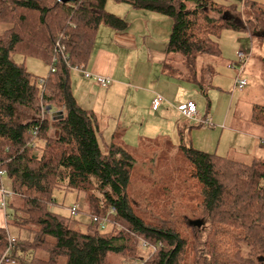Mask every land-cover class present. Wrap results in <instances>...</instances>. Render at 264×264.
I'll return each mask as SVG.
<instances>
[{
  "label": "trees",
  "instance_id": "trees-1",
  "mask_svg": "<svg viewBox=\"0 0 264 264\" xmlns=\"http://www.w3.org/2000/svg\"><path fill=\"white\" fill-rule=\"evenodd\" d=\"M113 1L170 19L163 71L203 93L197 58L220 55L221 29L247 32L249 40L264 35V6L254 0H232L239 11L215 0ZM106 2L0 0V23L8 25L0 33V189L3 176L11 184L0 259L7 254L37 264H264L263 159L247 163L181 143L176 150L188 163V176L179 167L174 178L162 175L166 184L157 191L156 182L145 202L129 194L134 153L116 141L99 143L95 114L78 105L70 86L73 67L85 69L98 27L127 26L105 9ZM16 53L53 67L42 85V77L12 59ZM48 105L62 110V117L53 119ZM24 109L31 117L18 116ZM251 118L264 128V105L253 104ZM165 188L168 194L174 189V200L169 202ZM55 189L81 195L90 217L84 231L72 227V216L53 210ZM92 217L106 219L110 228L100 229ZM10 225L27 236L10 242ZM140 240L155 249H143Z\"/></svg>",
  "mask_w": 264,
  "mask_h": 264
},
{
  "label": "crops",
  "instance_id": "crops-1",
  "mask_svg": "<svg viewBox=\"0 0 264 264\" xmlns=\"http://www.w3.org/2000/svg\"><path fill=\"white\" fill-rule=\"evenodd\" d=\"M108 1L114 4H108ZM105 9L124 18L127 26L123 30H115L103 24L98 27L85 69L111 77L110 85L103 88L92 79L83 77L79 71L73 70L70 73L71 92L80 107L95 114L97 135L102 146L116 141L130 150L141 147L145 142L161 141L168 142L172 147L181 143L194 147L192 128L203 125L200 121L209 118L210 124L206 126H219L226 132L231 131L225 135L226 142L220 144L219 141L209 153L242 162H246L242 158L264 160L262 126L254 124L250 130L242 131L227 123V111L221 124L217 125L213 123L214 118L208 109L203 114L201 109L198 111L196 104L199 117L197 124H189L192 119L179 112L177 105L187 100L193 101L197 90L193 82L163 71L171 31L169 18L113 0H107ZM248 50L250 54L245 66L253 51L251 39ZM257 79L260 85H264L262 75ZM156 94L162 96V100L156 109H152L151 100ZM54 111L57 110L50 109V116L53 117ZM223 130L220 139L223 137ZM73 204L75 203L71 205ZM82 206L79 205V211L86 213ZM5 225V210L0 208V226Z\"/></svg>",
  "mask_w": 264,
  "mask_h": 264
},
{
  "label": "rangeland",
  "instance_id": "rangeland-1",
  "mask_svg": "<svg viewBox=\"0 0 264 264\" xmlns=\"http://www.w3.org/2000/svg\"><path fill=\"white\" fill-rule=\"evenodd\" d=\"M215 1L222 5L235 4L237 10H240V4L238 2L232 0ZM254 1H257L260 5L264 6V0ZM108 4L114 3L108 1ZM7 27V24L0 23V33ZM246 33L247 32L230 28L221 29L217 38L221 55L216 57L203 55L197 58L196 77L206 92L203 93L196 84L194 88L197 90V93H195V97H193V101L198 107V111L201 109L204 114L205 110L208 109V112H210V115L214 118L213 123L217 125L221 124L227 111L229 118L227 123L242 131H248L254 126L251 118L252 104L258 103L264 105V85H260L258 81L259 79H257L259 75L264 77V66L260 61V58L264 56V35H253L251 39L253 44L252 55L249 58L248 64L245 66L244 73L241 74V77H244L247 82V85L243 89L239 90L234 86V78L239 67H228V64L231 61L236 62L235 52L237 50H248L249 38ZM12 59L17 63H22L25 68L36 77L44 78L48 74L49 65L39 58L34 56H23L16 53L12 55ZM202 67L204 70L201 73L200 68ZM208 67L214 70L213 74L207 69ZM200 73L204 76L203 79H200ZM19 111L20 115L18 114V116L21 119L31 117V113L28 110L24 109ZM215 119H220V121H216ZM197 123V120L192 119L189 124L194 125ZM222 130L223 129H220L219 126L213 128L206 126V124L192 128V145L196 149L198 148L206 152H212L219 141L220 144L226 142L227 139L225 138V135L231 132L223 130V137L220 139V133ZM261 135L264 138V132H261ZM174 141L172 142L176 143ZM238 146V149H240L239 144ZM176 149L175 146L172 147L168 142L161 141L145 143L137 151L130 149L136 158L131 176V180L134 183V189L131 188L128 190L131 197L142 199L144 202L149 200L152 197L153 186H155L156 182L160 181L157 191L162 188V182H164L162 175L167 174V177L170 175L171 178H174L173 174L176 177L177 174L181 173L173 171L176 170V167L181 168L182 173L188 176V171L190 170L188 163L182 158ZM242 159L247 163L252 161L251 158ZM164 183L166 184V182ZM167 185H171V183L167 182ZM2 188L5 192H10L11 184L6 176L2 177ZM164 190L166 191V195H168L169 202L175 199L176 195L174 189H170L169 194V189L167 190L165 188ZM175 202L177 203L176 200ZM72 203H78V205L81 206V195H77L74 191H67L64 189H55L53 191V210L66 216H72V219L79 221L76 224L72 223V227L84 231L85 222L90 220V217L84 211H78L77 214L70 215L67 208H69ZM10 210V207L6 209L7 212H10ZM181 227L184 229L182 225ZM109 228V225L106 226V229ZM8 232L13 238H17V236L24 238L27 236V233L24 230H17L11 225L8 226ZM40 255L44 256L43 253H40ZM111 260H114V258H111ZM18 264L37 263L32 261L31 257L27 256L24 260L18 261Z\"/></svg>",
  "mask_w": 264,
  "mask_h": 264
},
{
  "label": "built area",
  "instance_id": "built-area-1",
  "mask_svg": "<svg viewBox=\"0 0 264 264\" xmlns=\"http://www.w3.org/2000/svg\"><path fill=\"white\" fill-rule=\"evenodd\" d=\"M249 37V34H247ZM249 50L248 51H242V50H238L235 52V59L236 62H230L228 64V66L230 68H235V67H239L237 70V75L234 78V86L241 90L243 89L247 82L246 79L244 77H241V73L243 72L244 66L248 60L249 57ZM55 58H52V63H54ZM49 69L52 71L53 67L50 66ZM74 70L76 71H81L83 77L87 78V79H92L93 81H95L99 86L105 88L108 87L112 81L111 77L109 76H104V75H100L97 73H93L91 71H87L86 69H80L78 67H73ZM43 78L39 79V85H42L43 83ZM162 100V96H160L159 94H156L154 96V98L151 100V108L152 109H156L160 102ZM177 109L179 110V112L189 118V119H194V120H198V114H197V110H196V106H195V102L192 100H187L184 103H181L179 105H177ZM200 122L209 125L210 124V120L209 118H206L204 120H201ZM32 134L35 135L36 134V129H33ZM4 172L3 170H0V175H2ZM10 192H5L4 189L1 187L0 189V208L5 210L6 208V202L5 199L9 196ZM70 215L76 214L79 211V205L78 203H75L73 205L70 206V208L68 209ZM92 221L93 222H97L100 229H105L106 228V219H100L97 217H92ZM10 242L14 241V239L11 237L9 239ZM140 246L143 249H149L152 248L153 250L155 248L151 247L150 245H148L146 242L140 240ZM1 261H3L6 264H18V261L15 259H12L11 257H9L7 254H4L1 259ZM128 264H137V263H128Z\"/></svg>",
  "mask_w": 264,
  "mask_h": 264
},
{
  "label": "water",
  "instance_id": "water-1",
  "mask_svg": "<svg viewBox=\"0 0 264 264\" xmlns=\"http://www.w3.org/2000/svg\"><path fill=\"white\" fill-rule=\"evenodd\" d=\"M57 1H61V2L65 3V2H69V1H73V0H57ZM46 109H47L48 111H50V105H48V106L46 107ZM62 114H63V113H62V110H57V111L52 112L53 119H60V118L62 117ZM191 223L194 224V225L199 226L200 223H201V221H200V220H194V221H192Z\"/></svg>",
  "mask_w": 264,
  "mask_h": 264
}]
</instances>
